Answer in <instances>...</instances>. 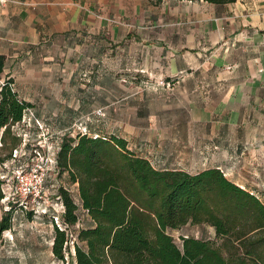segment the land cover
<instances>
[{"label":"crops","instance_id":"crops-1","mask_svg":"<svg viewBox=\"0 0 264 264\" xmlns=\"http://www.w3.org/2000/svg\"><path fill=\"white\" fill-rule=\"evenodd\" d=\"M117 50L233 128L234 160L217 166L226 172L223 166L235 164L226 175L264 202V168L257 166L264 163V0H0V89L12 78L34 117L54 132L71 133L62 120L67 107L57 109L58 97L38 87L60 82L66 62ZM8 160L16 163L2 158L0 167Z\"/></svg>","mask_w":264,"mask_h":264},{"label":"trees","instance_id":"trees-1","mask_svg":"<svg viewBox=\"0 0 264 264\" xmlns=\"http://www.w3.org/2000/svg\"><path fill=\"white\" fill-rule=\"evenodd\" d=\"M4 65L0 55V75ZM13 82L9 78L0 89L3 139L32 107ZM85 127L86 132L57 135L61 148L55 171L77 187L79 199L64 185L55 192L65 205L64 226L52 220V252L58 260H66L73 245L75 264H264V202L256 193L218 166L197 172L159 168L131 149L125 137L91 134ZM0 182L3 190L1 177ZM12 213L0 218V238L13 225ZM82 221L71 235L68 229ZM189 223L212 226L216 240L187 235L177 244L169 229Z\"/></svg>","mask_w":264,"mask_h":264},{"label":"rangeland","instance_id":"rangeland-1","mask_svg":"<svg viewBox=\"0 0 264 264\" xmlns=\"http://www.w3.org/2000/svg\"><path fill=\"white\" fill-rule=\"evenodd\" d=\"M86 53L91 54V51ZM128 59L127 62L122 60L120 50L109 54L103 51L96 58L82 56L81 61L66 62V70L56 75L60 82L44 81L37 92L58 97L59 100L52 102L57 109L67 107L62 120L72 135L80 131L78 125H87L91 134L99 132L102 135L114 133L123 136L128 139L131 149L148 157L159 168L180 166L197 172L217 166L219 162L223 164L234 160L229 149L235 136L231 126L221 124V118H208L202 110H198L201 100L194 102L196 98L180 94L179 88L176 93V89H172V81L158 80L153 69L140 68L135 59L130 56ZM31 89L34 93L36 87ZM78 110L82 113L78 114ZM15 141H22V136L10 132L3 139L0 134V162L2 158L12 157L11 149ZM13 164L18 165L8 160L0 167V177L3 175L1 179L5 182V197L0 200V218L7 211H13V225L0 238V264H75L73 245L66 251L64 261L58 260L52 252V220L61 223L62 216L55 219L50 212L52 207L47 213L36 212L6 197L11 193L12 183L9 180L7 184V180L12 179ZM234 165L223 167L226 172H233ZM257 166L264 168V163ZM249 168L247 166L243 172H248ZM232 176L228 177L232 179ZM60 185L68 187L75 200H79L77 187L69 183L65 175L60 176L53 171L45 191L52 204ZM4 190L0 182V193L3 194ZM55 207L61 214L59 206ZM81 212L82 219L88 220V215ZM83 223L68 231L74 235L75 229ZM169 232L179 245L182 244V237L187 235L216 240L214 228L207 224L189 223L178 229H169Z\"/></svg>","mask_w":264,"mask_h":264},{"label":"built area","instance_id":"built-area-1","mask_svg":"<svg viewBox=\"0 0 264 264\" xmlns=\"http://www.w3.org/2000/svg\"><path fill=\"white\" fill-rule=\"evenodd\" d=\"M27 113L21 121L11 126L17 136H22V142L12 153V159L18 166L13 168L12 179L7 180V184L11 181L12 187L11 193L6 194V197L18 202L25 209L36 212L47 213L52 207L56 219L64 213L65 205L59 195L52 204L45 191L47 180L57 166L58 153L61 148L57 135L61 132H53L43 120L35 118L30 109ZM34 125L37 129L36 133L31 132ZM78 129L86 132L85 125L83 127L78 125ZM1 177L4 178L3 175ZM55 206H59L61 214H58L59 211ZM57 224L60 228L64 226L62 219L61 223L58 220Z\"/></svg>","mask_w":264,"mask_h":264}]
</instances>
